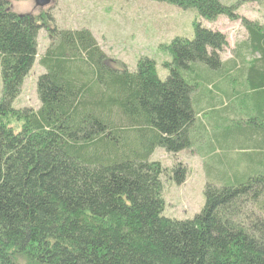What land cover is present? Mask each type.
Wrapping results in <instances>:
<instances>
[{
	"label": "trees",
	"instance_id": "1",
	"mask_svg": "<svg viewBox=\"0 0 264 264\" xmlns=\"http://www.w3.org/2000/svg\"><path fill=\"white\" fill-rule=\"evenodd\" d=\"M153 1L195 9L199 20L240 19L255 59L245 63L238 50L239 61L223 62L226 36L195 19L192 39L160 45L170 56L161 80L153 59L128 70L88 29L45 27L39 107L13 108L45 25L0 0V264H264V26L220 0ZM196 63L228 86L224 98L240 101L249 117L207 139L203 206L179 220L163 215L167 170L150 156L157 147L191 148L197 128L206 134L194 93L212 91ZM250 97L254 111L244 105ZM219 105L228 113L236 107ZM170 172L184 182L180 162Z\"/></svg>",
	"mask_w": 264,
	"mask_h": 264
},
{
	"label": "rangeland",
	"instance_id": "2",
	"mask_svg": "<svg viewBox=\"0 0 264 264\" xmlns=\"http://www.w3.org/2000/svg\"><path fill=\"white\" fill-rule=\"evenodd\" d=\"M220 2L226 5H236L234 14L237 17L264 26V0H220ZM10 8L18 14L43 17L40 18V22L45 25L38 32L36 61L24 79L20 94L12 103L13 108L37 109L39 107L36 81L44 70L38 63V55L43 53L50 41L45 27L88 29L111 60L122 64L128 70H134L139 58L153 59L156 63V74L163 80L168 75V69L162 66V63L169 61L170 56L166 50L160 48V45L168 44L175 36L192 39L194 36L193 21L199 20L195 9H180L174 5L153 0H50L44 7L36 6L34 0H10ZM199 22L202 26L218 30L226 36L227 44L220 52L223 62L233 59L239 61V57L236 56L238 50L247 61L245 63L255 59V56L249 54L243 46L247 32L240 19L220 15L213 21L200 18ZM238 65L241 66L242 63L238 62ZM195 68L202 77L210 81V83H203V86L212 91L209 93L207 90L197 89L194 93V98L197 99L203 111L198 120L203 122L206 134L200 138L197 128L196 131L191 132V148L180 150L177 153H168L163 148L157 147L150 156V160L159 161L167 170L161 175L163 215L179 220L192 218L203 206L206 163L203 162L205 158L202 153L206 151L207 139L223 128L244 126L249 117V115L245 116L246 112L243 111L240 101L224 98L220 90L227 91L228 86L225 83L205 70L202 64L196 63ZM215 86L219 88L218 91ZM233 86H235L236 93L242 90L241 83H234ZM1 91L0 76V96ZM220 99L224 104L228 103V107L231 105L236 107L230 113L227 112L228 110L223 111L224 109H221L219 105ZM244 105L245 108L255 110L252 97L245 99ZM241 113H243V119L240 116ZM226 119L227 122L230 121L229 125L226 124ZM12 125H15L17 130L20 123L13 122ZM236 151H230L231 153L228 154L234 158L237 155ZM218 154L223 155L225 152ZM214 158V155H210L207 165H210ZM178 162L186 168L185 180L181 184L170 180L173 175L170 169ZM243 167L240 166V168Z\"/></svg>",
	"mask_w": 264,
	"mask_h": 264
},
{
	"label": "water",
	"instance_id": "3",
	"mask_svg": "<svg viewBox=\"0 0 264 264\" xmlns=\"http://www.w3.org/2000/svg\"><path fill=\"white\" fill-rule=\"evenodd\" d=\"M49 2H50V0H34L35 5L38 6V7H44Z\"/></svg>",
	"mask_w": 264,
	"mask_h": 264
}]
</instances>
